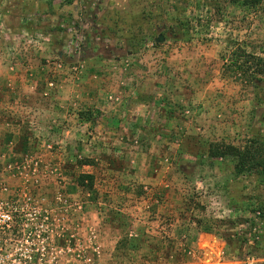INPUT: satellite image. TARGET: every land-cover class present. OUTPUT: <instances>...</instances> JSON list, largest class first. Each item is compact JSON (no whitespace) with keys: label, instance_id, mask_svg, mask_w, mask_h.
<instances>
[{"label":"rangeland","instance_id":"1","mask_svg":"<svg viewBox=\"0 0 264 264\" xmlns=\"http://www.w3.org/2000/svg\"><path fill=\"white\" fill-rule=\"evenodd\" d=\"M234 42L264 2L0 0V264H264V176L207 157L264 142Z\"/></svg>","mask_w":264,"mask_h":264},{"label":"trees","instance_id":"2","mask_svg":"<svg viewBox=\"0 0 264 264\" xmlns=\"http://www.w3.org/2000/svg\"><path fill=\"white\" fill-rule=\"evenodd\" d=\"M231 5H238L249 8H260L264 0H227ZM230 55L228 56L227 66H233L236 70L242 72V75L248 80L260 81V77L264 76V58L257 56L254 53L247 52L244 48L239 46L237 42L233 43ZM207 157L212 159H227L233 163V173L236 176H264V142L257 138H250L246 140L243 145L233 144H211L208 147ZM80 178H91L90 175L81 176ZM83 181V180H82ZM81 181V183H82ZM263 181V182H262ZM264 184V177L260 180ZM250 213L254 216L251 218L239 219L236 221L238 225L249 222V229L254 226L264 224V206H256L250 209ZM199 225L204 224V229L213 230L216 226L213 221L210 220H199ZM223 222L220 220L219 223ZM232 223V222H231ZM240 232V233H239ZM239 236L244 235L243 231L238 229ZM238 233L236 235L238 240ZM252 240L254 243L262 242L259 241L258 236L253 235ZM261 237V236H260ZM224 240L228 245L232 244L228 238L224 237ZM243 242V239H239ZM249 240H246V242ZM126 243L127 240H124Z\"/></svg>","mask_w":264,"mask_h":264},{"label":"built area","instance_id":"3","mask_svg":"<svg viewBox=\"0 0 264 264\" xmlns=\"http://www.w3.org/2000/svg\"><path fill=\"white\" fill-rule=\"evenodd\" d=\"M8 217V216H7Z\"/></svg>","mask_w":264,"mask_h":264}]
</instances>
